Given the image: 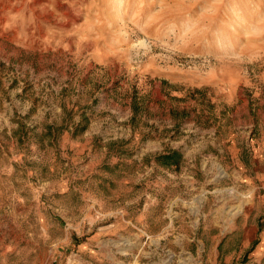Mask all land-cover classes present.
Masks as SVG:
<instances>
[{
    "label": "rangeland",
    "instance_id": "obj_1",
    "mask_svg": "<svg viewBox=\"0 0 264 264\" xmlns=\"http://www.w3.org/2000/svg\"><path fill=\"white\" fill-rule=\"evenodd\" d=\"M0 148V264H264V0H0Z\"/></svg>",
    "mask_w": 264,
    "mask_h": 264
},
{
    "label": "trees",
    "instance_id": "obj_2",
    "mask_svg": "<svg viewBox=\"0 0 264 264\" xmlns=\"http://www.w3.org/2000/svg\"><path fill=\"white\" fill-rule=\"evenodd\" d=\"M176 157H178V153L175 152V153H172L170 155H165L161 159H162L163 162L171 164V163H174V161H175L174 159Z\"/></svg>",
    "mask_w": 264,
    "mask_h": 264
},
{
    "label": "crops",
    "instance_id": "obj_3",
    "mask_svg": "<svg viewBox=\"0 0 264 264\" xmlns=\"http://www.w3.org/2000/svg\"><path fill=\"white\" fill-rule=\"evenodd\" d=\"M0 151H1V148H0Z\"/></svg>",
    "mask_w": 264,
    "mask_h": 264
}]
</instances>
